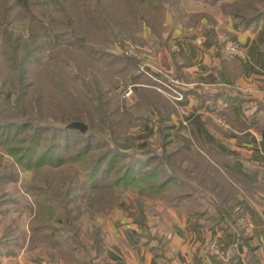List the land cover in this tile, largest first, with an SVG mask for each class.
Returning <instances> with one entry per match:
<instances>
[{"label":"rangeland","instance_id":"374dc122","mask_svg":"<svg viewBox=\"0 0 264 264\" xmlns=\"http://www.w3.org/2000/svg\"><path fill=\"white\" fill-rule=\"evenodd\" d=\"M45 1L32 0L34 6L32 7L31 17L21 7L13 11L12 15L5 17V9H11L13 0H0V135L3 136L0 137V145H3L0 146V260L3 257H13L20 254L28 261H35L40 264H104V251L108 244L107 235L109 234L110 225L116 222L115 218H126L135 226L133 220L136 216L138 217V209L140 208L145 212L151 233L156 238L154 246L160 248L162 240L155 235L156 233L151 226L158 218V215H156L158 214V208L171 207L166 206L161 197L146 196L140 190L134 191L125 187L122 188V193L113 192L105 188L108 181L106 179L100 180L102 189L96 191H91L88 187L84 188L79 184L81 179H78L77 184L79 185H73L72 191L67 194L68 168L59 171L49 170V173L52 172L49 177L53 180L56 187L62 182V175L65 178L64 184L58 186L61 191L59 198L57 197L56 200L57 207H60L57 210V214L61 217L62 223L47 222L43 223L42 225L44 226L42 227L38 221L36 205L41 195L44 194H41L39 188L43 184V177L46 175L37 173L34 169L24 170L21 163H18L16 157L11 153V149H8L9 143L20 146V142L27 143L32 136L30 127L29 129H21L20 124L22 122L17 120L26 117L23 124L28 122V120H35L28 122L35 125L41 115L40 113L50 110L51 107L53 108L54 101L58 103L64 101L62 95L49 82V76H53L54 70L68 71L70 75L79 74L78 78L81 85H78V80L72 84L73 88L79 89L83 86L82 81L84 78L90 81L93 76V74L90 76L86 74L85 76L83 73L85 69L78 68L77 63L69 59L68 53H72L70 49L66 51L62 46H59L55 48L56 53H54V48L44 52L35 50L33 61L30 59L31 62L29 63L28 79L23 80L22 87L25 88L24 90L28 93V96L31 97L34 93H39V95L43 96L42 99L45 96L47 101L45 100V103L42 100L39 104L33 102L28 105V101L23 100V105L25 106H21L20 111L23 108L26 114L23 113V117L17 114L14 116V113L17 112L15 111L16 109L13 110L17 107V91L14 90L11 83L16 85V89L19 88L18 68H15L13 64L15 58H12V50L5 49L4 35L12 33L11 44L17 41L21 42L22 39L28 40L30 22L32 24L33 22L49 24L50 16L44 15L43 11H49L52 17L59 19L52 7L61 8L66 2L64 0H51L49 5ZM80 6H82V9L77 16L71 17L74 25L78 28V33L81 36H85V39L90 40L95 48H103L109 51V53H105V59L102 57L97 58L102 61L96 59L99 63L97 67H91L90 71L100 77L99 68H102L108 71L116 82L115 90L111 92V88H109V94L106 93L104 98L106 120L108 119L107 123L109 126L112 125L113 121L114 126L111 127L112 129L101 125L99 119L96 121L97 123L95 122V126L92 127L89 124V129L88 125L83 122L90 134H99L105 138L102 141L99 139L101 137H93L89 154L106 152L108 147L115 146L123 150H138L140 151L139 153H148L153 150L156 154H161V160L165 159V170L171 169L169 172L174 174L175 179L176 177L180 178V182L175 180L176 188L174 189L178 192L192 191L187 185L191 184L194 186L199 180H205L209 174H206L203 169L195 168L196 165L205 166L208 162L205 156H197L198 151L196 150L200 148L183 141L176 134L178 127L175 120L178 109L177 102L184 100L185 94L183 90L191 84L187 85L180 81L176 76L168 72L157 59L162 47L168 48L169 36H167V33L171 34L173 30L171 32L164 31L160 36L149 24L152 23V20H162V24L163 20H165L164 24L167 25L177 24L184 19L189 24H193V26L201 23L208 24L209 27L204 28L201 33H204L205 30L215 31V41L219 44L217 46L218 53L215 57L220 63L221 60L218 54L224 57L232 56L227 53L225 48L228 42L237 41L229 40V34L226 30H216L217 27L215 28L211 24H217V19H220V24H224L225 19H231L237 23L240 16H242V19L245 17L255 18L260 12H264V0H162V6H164L166 13L164 19L153 12L151 13V21L147 20L150 17L149 14L146 15L148 18L141 19L139 13L135 17L132 11L137 9L138 12V10L140 11L148 6L147 0H83V4H80ZM232 11L239 14L237 15L239 19L236 16H231ZM68 17L69 14L66 17L63 14L61 20L65 21ZM17 34H20V36L15 40ZM204 36L207 37V35ZM72 47L79 50L80 53L85 52L83 49ZM2 48L5 50L2 51ZM59 53H61L60 62L57 61ZM122 53L133 57L137 63L134 66L129 65L122 60ZM80 58L81 56L77 59L79 60ZM34 60H36V63ZM38 60H40V63H38ZM92 60L95 64V58H92ZM106 62L112 63L111 68ZM114 69L120 70V73H115ZM139 76L144 80L148 79L150 81H142L138 79ZM135 85H151L156 92L163 94L173 102L174 111L166 119L164 118L165 115L162 114L155 104L141 107L135 111L131 110L133 114L141 113V120L128 127H121L119 132L114 134L113 130H118L119 126L124 124L122 118L126 119L127 112L121 113L126 111L122 104L119 107L121 112L114 113L113 105H117L121 99L126 100L129 106L133 101ZM219 86L225 85L217 83L216 88H212L209 84L204 85L207 89H217ZM238 88H241L239 84ZM175 91L180 92L183 98L175 100L173 98L177 96ZM238 92L246 97L248 96V94L243 93L247 91L240 89ZM250 103L252 107L262 109L261 117L263 120L261 119V122L264 124V102L256 100L254 103L252 101ZM66 110L68 112L69 108H66ZM160 121L167 124V127H171L169 137L171 141L167 143L165 150L162 149V143L159 141L158 123ZM216 122L224 128L228 126L225 118L219 117ZM6 127L10 129L8 132H6ZM258 132L260 131L258 130ZM15 136L17 137L13 139ZM73 140L74 144L80 142L79 148L87 149L88 140L86 137L81 139L73 137ZM52 142V138H48L42 141L41 144L42 147L52 148ZM106 142L108 145H105ZM141 144H147V146L140 150ZM59 145L63 147L65 143H60ZM179 145L182 149L179 148ZM199 151L202 150L200 149ZM109 160L110 158L104 161L103 169L106 168ZM22 162L31 164L27 160ZM214 163L220 167L219 163ZM217 180L220 181V178H216ZM195 189L197 190V188ZM222 190L224 191L223 187ZM170 193L168 192L167 194ZM196 194L201 197V207L208 206L210 210L216 209L213 205H208L209 203L202 196L203 192L201 190L197 191ZM60 201L61 205H59ZM122 204H125V206ZM62 207L64 211H61ZM132 214L135 215L131 217ZM55 228L56 230H53ZM58 229H68V232L62 235L60 234L62 232ZM45 234L49 236H45ZM166 259L165 261L167 262Z\"/></svg>","mask_w":264,"mask_h":264},{"label":"trees","instance_id":"16d2710c","mask_svg":"<svg viewBox=\"0 0 264 264\" xmlns=\"http://www.w3.org/2000/svg\"><path fill=\"white\" fill-rule=\"evenodd\" d=\"M64 1L66 4L61 6V8L57 6L52 7L59 16L60 20L52 17L49 11H43L44 15L50 16L48 20L49 24H37L38 22H33L32 24L30 22L28 26L30 32L28 40L22 39L21 42L17 41L11 44L10 41L12 33L4 35V40L6 42L5 49L12 50V58H15L13 64L15 68H18L19 88L16 89V85L11 83V86L15 91H17V107L13 109H16L15 111L17 112L14 113V116L17 114L23 117V113L26 114V112L23 111V108L22 111H20L21 106H25L23 105V100H27L28 105H31L33 102L39 104L42 100H46V97L44 96V99H42L43 96L39 95V93H34L31 97L28 96V93L24 90L25 88L22 87L24 82L23 80L28 79L29 63L31 60L33 61L35 50L44 52L54 48V53H56L55 48L59 46H62L66 51H69L70 49L72 53H68L69 59L77 63L78 68L85 69L83 71L85 76L86 74L88 76L93 74L90 81L85 78L83 79V86L79 89L72 87L74 81L77 80L79 83L78 85H81L78 78L79 74L70 75L68 71L54 70L55 72L53 71V76H49V82L53 84L56 91L62 95L64 101L62 103L54 101L53 108L51 107L50 110H45L43 113H40L41 115L37 119V123L35 125L29 124L28 122L30 120H28V122H24L25 124H23L26 117H18L20 119L17 121L22 122V125L20 124V128L29 129L30 127L32 136L29 142H20V146L11 143L8 144V149H11V153L16 157L17 162L21 163L24 170L34 169L37 173H44L46 175L43 177V184L39 188L41 194H44L41 195L40 200L37 201L36 205L38 211V221L41 223V226L43 227L44 225L42 224L47 222L51 223L55 221L59 224L62 223L61 217L57 214V210L60 207H57L58 204L56 200L57 197L59 198V193L61 191L58 186H62L64 184L65 178H63L62 175V182L56 187L53 180L49 177V174L52 173H49V170L53 169V171H59L64 168H68L69 170V175L67 177L68 184L66 186L67 194L72 191L73 185L77 186L79 184H81L84 188L88 187L91 191L102 189L100 180L106 179L108 180L106 182V189L122 193L121 190L125 187L134 191L140 190L141 193L146 196L161 197V199H163L166 203V206L182 207L185 210V213L191 218L204 219L211 226L219 227L221 229L224 228L222 224L227 221L226 219L228 216L226 211L228 214H234L236 217H243L242 209L238 207L235 196L241 194V189L245 186V183L225 169L223 162L228 160V157L222 153H217L213 150H209L207 152L199 151L200 149L196 150L198 151L197 156H205L208 162L205 166L196 165L195 168L203 169L206 174H209V176H206L205 180H199L194 186L191 184L187 185V187H190L192 191L182 192H178L174 189L176 188V181L180 182V178L176 177L175 179L174 174L169 172L171 169L165 170V159L163 158V160H161V154H156L153 150L148 153H139L140 151L138 150H123L115 146L108 147L106 152L96 153L97 155L95 153L89 154L91 151L90 146L92 145L93 137H101L102 139H99L102 141H104L105 138L99 134H90L89 130L82 132L71 125L75 122H84L88 125L89 129V124L93 127L99 119L101 125L103 126H108L109 128L114 126L113 121L111 126L107 123L108 119L106 120V113L104 110V98L106 93L109 94V88H111V92L115 90L116 82L112 79L113 76L102 68H99L101 73L100 77L93 71H90L91 67H97V64L99 63L98 61H102L97 58L102 57L105 59V53H109V51L104 50L103 48H95L92 46L90 40L85 39V36H81L78 33V28L74 25L72 18L76 17L78 12L82 9L80 4H83V0ZM45 2L49 5L51 4V0H46ZM147 2L148 6L142 8L140 11L138 10L137 12V9L132 10L135 17L138 16L139 13L141 19H144L146 15L149 14L150 17L146 18H148V21H151V13L154 12L157 16L160 18L163 17L164 19L166 13L165 8H163L164 6H162V0H147ZM33 6L32 0H13L11 9L6 8L4 16L8 17L9 15H12L13 11H15L18 7H21L22 10L31 17ZM233 11L231 12V16H236L238 18L237 15L239 14ZM63 14L65 17L69 14L68 19L65 21L61 20ZM261 19H264V12H260L255 18L245 17L242 19V16H240L237 23L248 26L252 23L259 22ZM164 23L165 20H163V24L162 20H152V23L149 25L157 34L161 36L164 31L171 32L173 30L172 26ZM204 35H207V37L210 38H215L216 36L215 31L210 30H205ZM19 36L20 34H17L15 40L18 39ZM71 45L76 48L83 49L85 52L80 53L79 50L74 49ZM5 49L2 48V51ZM61 53L58 54L59 59L57 61L59 62ZM122 54V60L129 65L134 66V64L137 63L133 57L128 56L125 53ZM171 55L175 67V76L180 81L189 85L190 81L178 70L177 52L172 51ZM218 55L221 60V66L214 68V70L218 76V83L225 86H219L220 88L218 87L213 90L200 85L197 88L189 89L188 92L183 90L184 94L186 95L187 93H191L195 95L198 98V108H202L204 103L207 101L216 102L218 100H223L226 103L254 102L255 100L252 98L246 97L238 92V90H240V88H238V81L241 75V66L239 62L235 59L229 58L228 56L224 57L223 55ZM79 56H81V58L78 60L77 58ZM92 58H95V60L97 59L98 61L96 60L94 64ZM34 61L36 63V60ZM38 63H40V60H38ZM106 63L111 68L112 63ZM114 72L120 73V70L114 69ZM138 79L147 82L150 81L148 79L144 80L141 76H139ZM134 88L133 101L129 106L127 105L128 103L126 100L121 99L117 105H113L114 113L121 112V108L119 109V107L122 104L124 105L126 111H122L121 113L127 112L126 119L122 118L124 120V124L120 125L118 130H113L114 134H117L121 127H128L141 120L140 116L142 114H133L131 113V110L135 111L141 107H148L155 104L161 110L162 114L165 115L163 116L166 119L170 117L171 112L174 111L173 102L163 94L156 92L151 85H135ZM66 108H69L68 112ZM96 114L98 115L96 116ZM128 116L129 118L127 119ZM33 121L35 120L30 122ZM206 123L215 129L219 128L216 122L211 123L210 120L206 119ZM262 127H264V124L258 125V130L260 133L264 134V129H262ZM6 129V132L10 130L8 127H6ZM170 129L171 127H167V124L163 123V121L158 123V132L160 135L159 141L162 143V149L164 150L167 143L171 141L169 138ZM0 137L3 136L0 135ZM16 137L17 136L13 139ZM73 137L78 139L86 137L88 140L87 149L79 148L78 145L80 142L74 144L75 142ZM48 138H52L53 142L51 145H53V147H42L41 142L47 140ZM60 143H65V146L61 147L59 145ZM105 145H108L107 142ZM146 146L147 144H141L140 150L144 149ZM42 148L43 150H41ZM179 148L182 149L180 145ZM26 151H28V153H26ZM109 158L110 160L108 165L103 169L102 166L104 161ZM23 160H27L31 162V164L22 162ZM214 162L219 163L220 167ZM164 176L165 178L163 179ZM216 178H220V181H216ZM78 179H81L79 184H77ZM222 187L224 191L222 190ZM43 188L46 190H43ZM195 188H197V190ZM198 189L203 192L202 196L207 199V202L209 203L208 205H213L216 209L210 210L208 206L201 207V197L196 194L197 191H200ZM168 192L171 193L167 194ZM59 205H61V201L59 202ZM122 205L125 206V204ZM62 210L64 211L63 207L61 211ZM133 215L135 214H132L131 217ZM133 222L135 224L134 232L137 238H144L146 243L156 240L155 236L151 233L147 216L142 208L138 209V217L136 216ZM53 230H56V228ZM58 230L62 232L60 233L62 235L67 234L68 232V229ZM46 235L49 236L48 234H45V236ZM219 243L225 250L229 249V245L224 244L223 241H219ZM234 257L235 256L233 255L230 261H227L218 256L205 254V256L198 260V264H236L233 259ZM166 264L168 263L166 262Z\"/></svg>","mask_w":264,"mask_h":264},{"label":"crops","instance_id":"0c3cea01","mask_svg":"<svg viewBox=\"0 0 264 264\" xmlns=\"http://www.w3.org/2000/svg\"><path fill=\"white\" fill-rule=\"evenodd\" d=\"M168 25L173 31L167 33L168 48L162 47L158 53L160 64L175 76L171 55V51H175L178 70L191 84L185 91L207 84L216 88L218 76L214 68L221 66L215 57L219 44L216 38L201 33L209 25L193 26L186 19ZM211 25L217 27L216 30H226L229 40L240 44L242 55L228 56L241 66L238 84L241 90L248 92H243L247 97L263 103L264 20L245 26L231 19L220 24L217 19V24ZM177 107L176 134L203 152L213 150L227 156L228 160L223 162L225 169L245 183L241 194L236 196L243 217L226 211L227 221L221 229L204 219L191 218L181 207H160L158 218L151 226L162 240L160 248L154 246V241L146 243L144 238H137L130 220L115 218L107 235L104 264H166L165 258L168 264H198L212 238L229 245L223 260L230 261L234 255L236 264H264V134L258 132V125L263 124L262 109L252 107L250 101L226 103L223 100L207 101L198 108V98L191 93L177 102ZM219 117L226 119L227 128L217 124L219 128L215 129L206 123V119L215 123ZM0 264L40 263L28 261L19 254L3 257Z\"/></svg>","mask_w":264,"mask_h":264},{"label":"built area","instance_id":"2783aa9c","mask_svg":"<svg viewBox=\"0 0 264 264\" xmlns=\"http://www.w3.org/2000/svg\"><path fill=\"white\" fill-rule=\"evenodd\" d=\"M227 53L232 56H241L242 55V50L241 46L237 42H228L227 46L225 48ZM177 94L176 97H173L175 100H179L183 98V95L175 91ZM206 254L208 255H214V256H219L220 258H225L227 256L226 250L223 248V246L219 243L218 239L212 238V240L209 242V245L206 250Z\"/></svg>","mask_w":264,"mask_h":264},{"label":"water","instance_id":"95a60500","mask_svg":"<svg viewBox=\"0 0 264 264\" xmlns=\"http://www.w3.org/2000/svg\"><path fill=\"white\" fill-rule=\"evenodd\" d=\"M71 126H73L74 128H76L82 132H85L87 129V126L82 122H75Z\"/></svg>","mask_w":264,"mask_h":264}]
</instances>
